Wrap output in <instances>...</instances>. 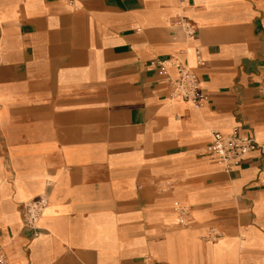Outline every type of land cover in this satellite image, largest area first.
Returning <instances> with one entry per match:
<instances>
[{
    "label": "crops",
    "instance_id": "crops-1",
    "mask_svg": "<svg viewBox=\"0 0 264 264\" xmlns=\"http://www.w3.org/2000/svg\"><path fill=\"white\" fill-rule=\"evenodd\" d=\"M173 58L198 75L202 106L158 75ZM262 75L264 0H0L9 264H264ZM235 128L263 152L225 173L205 152ZM40 196L34 238L23 206Z\"/></svg>",
    "mask_w": 264,
    "mask_h": 264
},
{
    "label": "built area",
    "instance_id": "built-area-1",
    "mask_svg": "<svg viewBox=\"0 0 264 264\" xmlns=\"http://www.w3.org/2000/svg\"><path fill=\"white\" fill-rule=\"evenodd\" d=\"M179 27L188 37H192L197 33V27L188 21H180ZM153 64L157 67L158 75L172 84L174 97L177 99L192 103L195 106H202L209 100L208 95H206L201 89L198 75L186 63L173 58L157 60L154 61ZM171 69L176 73L174 79L170 76ZM260 89L264 93V75L261 77ZM261 148L262 147L255 139L242 136L239 133V130L235 128L229 133H222L219 131L214 132L208 143L205 155L210 161L220 166L225 173H230L238 169L252 153L262 151ZM48 204V197L40 196L25 203L23 206L25 219L24 228L30 231L31 236L34 238L40 236L41 228L39 227V220L44 214ZM174 211L178 214V224L187 227L189 225L188 207L179 201H175ZM212 232L213 233L210 235L212 240L219 237L218 232L215 230ZM0 264H9L1 245Z\"/></svg>",
    "mask_w": 264,
    "mask_h": 264
}]
</instances>
